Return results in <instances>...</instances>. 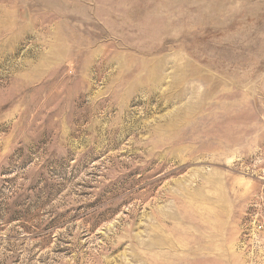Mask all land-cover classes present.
Wrapping results in <instances>:
<instances>
[{
	"label": "rangeland",
	"instance_id": "1",
	"mask_svg": "<svg viewBox=\"0 0 264 264\" xmlns=\"http://www.w3.org/2000/svg\"><path fill=\"white\" fill-rule=\"evenodd\" d=\"M0 264H264V0H0Z\"/></svg>",
	"mask_w": 264,
	"mask_h": 264
}]
</instances>
